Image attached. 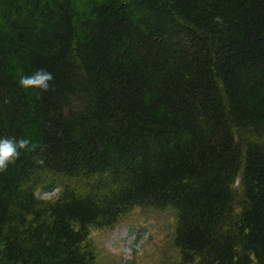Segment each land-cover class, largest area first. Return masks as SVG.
<instances>
[{
  "label": "trees",
  "instance_id": "trees-1",
  "mask_svg": "<svg viewBox=\"0 0 264 264\" xmlns=\"http://www.w3.org/2000/svg\"><path fill=\"white\" fill-rule=\"evenodd\" d=\"M4 137L0 264H97L135 208L154 264H264V0H0Z\"/></svg>",
  "mask_w": 264,
  "mask_h": 264
},
{
  "label": "rangeland",
  "instance_id": "rangeland-1",
  "mask_svg": "<svg viewBox=\"0 0 264 264\" xmlns=\"http://www.w3.org/2000/svg\"><path fill=\"white\" fill-rule=\"evenodd\" d=\"M60 191L39 190L37 194L45 200H55ZM140 211L141 208H135L130 213L134 216L131 222H121L119 227L91 228L89 242L95 244L98 252L97 264H136L134 259H137V264H145L150 260L154 264V257L162 252L159 246L169 242L174 219L171 213L166 212L163 213L165 227L158 223L147 225L146 219L137 216ZM156 215L159 213L156 212Z\"/></svg>",
  "mask_w": 264,
  "mask_h": 264
},
{
  "label": "clouds",
  "instance_id": "clouds-1",
  "mask_svg": "<svg viewBox=\"0 0 264 264\" xmlns=\"http://www.w3.org/2000/svg\"><path fill=\"white\" fill-rule=\"evenodd\" d=\"M52 80V73L46 69H38L31 75L22 76L19 85L23 88H36L47 91ZM35 148L36 145H32L28 139L0 138V171H5L9 164L14 163L19 158L21 150L34 151ZM36 162L43 163V160L38 158Z\"/></svg>",
  "mask_w": 264,
  "mask_h": 264
}]
</instances>
